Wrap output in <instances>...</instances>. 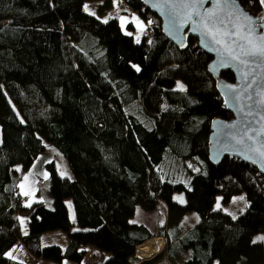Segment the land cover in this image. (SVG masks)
I'll use <instances>...</instances> for the list:
<instances>
[{
	"label": "trees",
	"instance_id": "trees-1",
	"mask_svg": "<svg viewBox=\"0 0 264 264\" xmlns=\"http://www.w3.org/2000/svg\"><path fill=\"white\" fill-rule=\"evenodd\" d=\"M85 1H99L100 12L114 4L0 0V264H25L7 254L19 241L40 242L33 254L54 264H82L90 245L109 254L103 264H153L136 248L154 235L164 236L172 264H264V242L255 239L264 232L263 175L236 156L208 158L212 120L232 117L208 67L212 56L190 34L175 45L144 0H116L148 22L139 42L118 16L102 20L85 11ZM239 1L260 15V0ZM221 77L234 81L230 70ZM46 143L66 158L74 179L47 163L53 206H27L17 198L15 166L27 169ZM175 191L188 201L174 200ZM241 193L257 207L235 219L214 208L218 196L228 202ZM161 202L169 225L157 234L130 221L137 205L153 210ZM188 211L198 222L175 230L172 221ZM58 229L67 234L65 247L41 245L45 232Z\"/></svg>",
	"mask_w": 264,
	"mask_h": 264
},
{
	"label": "water",
	"instance_id": "water-1",
	"mask_svg": "<svg viewBox=\"0 0 264 264\" xmlns=\"http://www.w3.org/2000/svg\"><path fill=\"white\" fill-rule=\"evenodd\" d=\"M144 2L159 17L164 33L175 45L182 46L186 35L190 34L196 36L199 46L212 56L208 67L218 78L216 88L232 117H216L212 120L209 160L216 164L225 155L236 156L253 164L264 177V56L245 55L252 46L264 45V41L260 40L264 36V28L260 27L264 23L260 19L264 18V6L260 15H254L239 0H203L202 3L198 0L195 11L191 7H184L185 3L191 4L192 0ZM209 11L213 15L209 18L208 26L213 29L215 39L206 34L207 30L201 24V17H207ZM246 17L250 18L251 24ZM249 27L253 29L251 33ZM237 29L240 36L252 40V46L240 36L224 35L226 32L234 33ZM217 40L223 43H217ZM236 56L248 63L241 64L240 60L234 59ZM223 70L232 71L234 81L220 78ZM244 73H249L246 79Z\"/></svg>",
	"mask_w": 264,
	"mask_h": 264
},
{
	"label": "rangeland",
	"instance_id": "rangeland-1",
	"mask_svg": "<svg viewBox=\"0 0 264 264\" xmlns=\"http://www.w3.org/2000/svg\"><path fill=\"white\" fill-rule=\"evenodd\" d=\"M88 6L89 13H95L97 17L102 20H107L111 17L118 16L119 23L121 28L126 33H132L135 40H140L142 34L144 33L146 27L148 26V22L144 19L138 10L133 9L131 7H126V11H122L120 9V5L116 0H114L113 7L105 10L104 12L99 11V2L96 1H85L84 6ZM133 24V28L129 26V24ZM182 84H179V86ZM0 139H1V131H0ZM54 162L56 170L59 175L68 176L71 179H74V173L69 166L66 158L50 143H46V148L44 151L39 153L37 157L34 159L32 164L27 168L23 169L21 165H18L17 174H18V187L20 188L22 194L25 192L28 193L27 196L30 197L29 201L24 202V205L30 206L33 202L36 201H44L48 207L53 206L52 197L48 191L49 182H50V169L47 166V163ZM239 197H243L244 199H239ZM172 198L181 203V199L183 203L188 201L187 195L182 191H175L172 194ZM66 204L69 210V214L71 219L74 220V208L72 204V200L70 198L66 199ZM217 204H219V208L223 211L229 213L232 217L238 216L241 212H243L246 208L257 207L256 204H252L247 201L244 194H236L234 195L230 201L223 202L221 196H218L215 203L214 208H217ZM28 218L29 214L27 212L20 213L19 221L20 227L22 230H28ZM199 220V215L195 211L186 212L181 218L177 219L174 223L172 221L171 225H174L175 230L186 229L190 226L195 225ZM131 222L145 223L150 229H154L157 227H161L163 225H169L168 222V212L166 205L161 202L156 209L146 210L141 205H137L135 207L134 214L130 218ZM76 226H73L75 229ZM46 234H62L67 236L66 232L62 230H51L45 232ZM257 237H264V232H260L255 235V239ZM59 239V236L57 237ZM44 241V239H43ZM42 241V243H43ZM264 242V240H262ZM57 241L54 242H44V243H53L56 244ZM46 245V244H44ZM19 243H15L13 247L7 252L8 255H12L13 251L20 250ZM137 249V248H136ZM22 249L19 254L21 255ZM151 255L145 257L149 258ZM138 257V256H137ZM140 258V257H139ZM141 258V259H145ZM162 264V263H160Z\"/></svg>",
	"mask_w": 264,
	"mask_h": 264
},
{
	"label": "crops",
	"instance_id": "crops-1",
	"mask_svg": "<svg viewBox=\"0 0 264 264\" xmlns=\"http://www.w3.org/2000/svg\"><path fill=\"white\" fill-rule=\"evenodd\" d=\"M96 2H99V1H96ZM17 168H18V165L15 166L16 171H17ZM19 192L22 194L20 188H19ZM29 199H30V197L28 196V200L27 201H29ZM19 217H20V215H19ZM151 230H153L154 233L157 234L156 232H158L159 229L157 227V228H154V229H151ZM20 231H21V233L24 234L28 230H22L21 227H20ZM58 236H59V239L57 238ZM152 238L153 239L154 238H161L162 239V244L155 251H153V250L150 251L152 256L149 257V258H145V257H147L149 255L139 254L137 252V249H136V254L141 256V257H144L145 259H150L151 258L152 259L151 261H152L153 264H160V263H162V264H172L165 258V254L163 252V250L166 247V242H165L164 236L154 235V236H152L151 238H149V239H147L145 241H148V240H150ZM43 239H44V241H43ZM42 241H43V243H42ZM55 241H57L56 242L57 245H59L61 247H65L66 244H67V236H65V235L62 236V234L49 235V234L44 233L43 236H42V239H41V245L53 244V243H44V242H54L55 243ZM18 243L20 245L19 249L20 250L22 249V253L23 254L17 255V254H19L20 250H16V251L14 250L12 255H11V257H13L14 259H17V260H19V261H21V262H23L25 264H49L50 263V261H47L45 259L36 260L33 252L28 250L21 241H19ZM108 255L109 254L107 252L99 250L96 247L90 245V246L87 247V254H86L82 264H103V261L105 260V258ZM61 264H75V263H73V262H71L69 260H64Z\"/></svg>",
	"mask_w": 264,
	"mask_h": 264
},
{
	"label": "snow or ice",
	"instance_id": "snow-or-ice-1",
	"mask_svg": "<svg viewBox=\"0 0 264 264\" xmlns=\"http://www.w3.org/2000/svg\"><path fill=\"white\" fill-rule=\"evenodd\" d=\"M197 2H198V0H192L191 4L185 3V4H184V7H191V8L193 9V11H195V9H196V5H197ZM199 2L202 3L203 0H199ZM260 3H261L262 6H264V0H260ZM84 9H85V11H88V6L85 5V6H84ZM91 14H92V15H95V13H91ZM197 14H198V13H197ZM198 15H199V14H198ZM212 15H213V13H212L211 11H209L207 17H201V24H202V26L207 30V31H206V34H210V35H212L213 38L215 39V33L213 32V29L210 28V27L208 26L209 18H211ZM231 15H232V13L229 12V16H231ZM246 19H249L250 24H251V20H250V18L246 17ZM260 19H261V20H264V18H260ZM106 22H107V21H105V23H106ZM221 23H224V21H221ZM174 26H175V25H174ZM234 27H236V26L234 25ZM260 27H261V28H264V23H262V24L260 25ZM248 30H249V33H251V32L253 31V29H252L251 27H249ZM217 31H219L218 28H217ZM224 35H236V36H240V31H239V29H237V31L234 32V33H233V32H226V33H224ZM240 39H242V40H247V43H248V45H250V46H252V44H253L252 40L249 39V38L246 37V36H240ZM260 40H261V41H264V36H261V37H260ZM137 42H139V41H137ZM216 42H217V43H223L222 40H217ZM241 48H243V45H241ZM245 55L253 56V57H255V56H264V45H261V46H259V47L252 46L251 49H250V51L246 52ZM234 59H236V60H240V57H239V56H236V57H234ZM240 63H241V64H247L248 61H246V60H240ZM248 75H249V73H244V77H245V79L247 78ZM180 87H181V89H183V85H180ZM262 155H264V153H262ZM62 175H63V174H62ZM24 195H28V193L25 192ZM239 199L242 200V199H244V198H243V197H239ZM181 203H183V200H182V199H181ZM217 208H219V204H217ZM233 218L235 219V217H233ZM257 240H264V237H257ZM255 242H256V241L254 240L253 243H255Z\"/></svg>",
	"mask_w": 264,
	"mask_h": 264
},
{
	"label": "bare ground",
	"instance_id": "bare-ground-1",
	"mask_svg": "<svg viewBox=\"0 0 264 264\" xmlns=\"http://www.w3.org/2000/svg\"><path fill=\"white\" fill-rule=\"evenodd\" d=\"M162 244V239L161 238H152L148 241H145L141 245L137 246V252L139 254L143 255H150L151 250L155 251L160 245Z\"/></svg>",
	"mask_w": 264,
	"mask_h": 264
},
{
	"label": "built area",
	"instance_id": "built-area-1",
	"mask_svg": "<svg viewBox=\"0 0 264 264\" xmlns=\"http://www.w3.org/2000/svg\"><path fill=\"white\" fill-rule=\"evenodd\" d=\"M121 7L123 6V4L120 5ZM20 201L22 202H26L28 200V196L24 195V194H19L17 197ZM24 246L30 250L31 252L37 250L40 247V242L36 241V242H31L29 244H24ZM35 256V255H34ZM36 260H40L41 258H38L35 256ZM49 264H54L52 262H50Z\"/></svg>",
	"mask_w": 264,
	"mask_h": 264
}]
</instances>
